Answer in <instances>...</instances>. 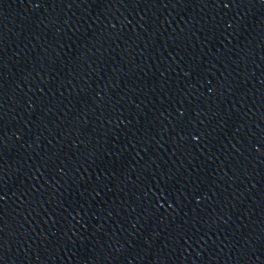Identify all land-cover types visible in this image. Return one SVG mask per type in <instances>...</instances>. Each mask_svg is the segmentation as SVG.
Wrapping results in <instances>:
<instances>
[{"label": "water", "instance_id": "water-1", "mask_svg": "<svg viewBox=\"0 0 264 264\" xmlns=\"http://www.w3.org/2000/svg\"><path fill=\"white\" fill-rule=\"evenodd\" d=\"M0 264H264V0H0Z\"/></svg>", "mask_w": 264, "mask_h": 264}]
</instances>
